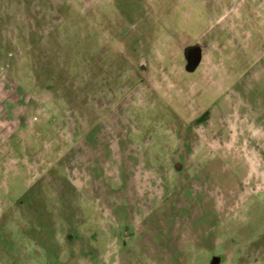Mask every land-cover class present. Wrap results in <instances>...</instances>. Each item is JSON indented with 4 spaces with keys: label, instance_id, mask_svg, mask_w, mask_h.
Listing matches in <instances>:
<instances>
[{
    "label": "rangeland",
    "instance_id": "obj_1",
    "mask_svg": "<svg viewBox=\"0 0 264 264\" xmlns=\"http://www.w3.org/2000/svg\"><path fill=\"white\" fill-rule=\"evenodd\" d=\"M212 257L264 264V0H0V264Z\"/></svg>",
    "mask_w": 264,
    "mask_h": 264
},
{
    "label": "flooded vegetation",
    "instance_id": "obj_2",
    "mask_svg": "<svg viewBox=\"0 0 264 264\" xmlns=\"http://www.w3.org/2000/svg\"><path fill=\"white\" fill-rule=\"evenodd\" d=\"M200 46V51H199V55H198V61L196 64H192V58H193V53L188 50L187 48L184 49L185 51V55H186V63H187V71H196L199 67V63H200V57L203 51L204 46L203 45H199Z\"/></svg>",
    "mask_w": 264,
    "mask_h": 264
},
{
    "label": "water",
    "instance_id": "obj_3",
    "mask_svg": "<svg viewBox=\"0 0 264 264\" xmlns=\"http://www.w3.org/2000/svg\"><path fill=\"white\" fill-rule=\"evenodd\" d=\"M187 49L193 53L192 64H196L198 61L200 46L199 45H193L191 47H188ZM218 262H219L218 257H212L211 264H218Z\"/></svg>",
    "mask_w": 264,
    "mask_h": 264
}]
</instances>
